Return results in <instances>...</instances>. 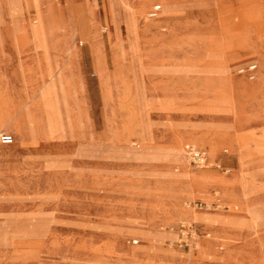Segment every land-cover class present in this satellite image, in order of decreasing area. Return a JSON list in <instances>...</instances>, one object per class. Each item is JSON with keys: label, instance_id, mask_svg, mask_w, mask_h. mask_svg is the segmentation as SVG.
<instances>
[{"label": "rangeland", "instance_id": "obj_1", "mask_svg": "<svg viewBox=\"0 0 264 264\" xmlns=\"http://www.w3.org/2000/svg\"><path fill=\"white\" fill-rule=\"evenodd\" d=\"M157 1L164 12L138 19L157 28L131 33L123 3L107 0L110 31L100 35L109 33L121 59L107 53L104 76L97 62L84 81L83 67L62 57L70 38L42 45L47 39L33 34L19 51L20 89L7 97L11 83L0 82V122H10L0 131L15 142L0 143V264L180 260H145L147 250L188 264H264V0ZM54 3L49 28H68ZM16 6L0 0V24L40 29L39 10L21 18ZM187 143L205 147L204 166L190 162ZM145 220L159 221L161 232L140 231L150 228ZM182 220L209 232L203 242L199 233L194 255L173 244Z\"/></svg>", "mask_w": 264, "mask_h": 264}, {"label": "crops", "instance_id": "obj_2", "mask_svg": "<svg viewBox=\"0 0 264 264\" xmlns=\"http://www.w3.org/2000/svg\"><path fill=\"white\" fill-rule=\"evenodd\" d=\"M43 2L42 0H39ZM123 1V0H122ZM46 7L49 9V4L52 2H55V4H61L65 11L66 15V21H68L69 25H67L66 29L59 28H49L46 27L44 29H41L40 31H37L38 34H42L44 38H46L50 43L61 46L64 43V40L67 35H72L70 37L73 44L72 52L70 55L61 54L62 57L65 59L69 58L70 56L73 57V59L76 61L77 64L81 65L84 69V81L88 80V71L94 70L95 66L98 61L103 62L105 65V55H109V59L111 62L115 60L121 59L116 54V48L113 45L114 41L110 40L109 33L106 37H103L100 35V33H106L108 31V22L111 21L110 12L108 9V6L105 7V3L107 0H45ZM49 3V4H48ZM154 4H159L157 0H151L147 6L146 12L147 16L149 17L148 13L151 10L152 6ZM124 5V4H123ZM125 12L127 14L126 17L129 19V11L128 8L124 5ZM40 14L44 11L43 4L39 5ZM165 10V8H164ZM119 22H120V30L124 29V23L122 21V12L124 13L123 7L119 6ZM161 11V5L160 10L156 17H149L150 19H155L159 16V13ZM164 12V11H163ZM29 15L34 16V11L30 10ZM126 22L127 29H129V22ZM8 24H0V82H7L11 83V88L8 90L6 95L8 97V94L10 90L14 93L16 90L20 89L19 87L16 88V83L22 81L23 74H22V61L19 57V51L23 50L24 47L29 44L33 40V34L35 33L31 28L20 26V25H13L10 24V20L7 18ZM104 22L106 23L105 27L100 28L99 35L96 36H86V30L84 28H88L89 30H92L94 25L99 26V23ZM37 23V22H36ZM113 27V26H112ZM157 27V24H156ZM99 29V27H98ZM144 24H141L140 31L143 32ZM162 30L165 29V27H161ZM113 30V28H112ZM110 31V29H109ZM126 34V32L124 33ZM122 35V33H121ZM115 44V43H114ZM101 46V47H100ZM101 48L100 52H96L97 49ZM69 50V49H67ZM69 52V51H68ZM250 66H253L250 64ZM255 66V65H254ZM255 68V67H254ZM107 77V75H106ZM97 80V79H96ZM83 81V83H84ZM98 81V80H97ZM84 86V85H83ZM4 96H1L3 98ZM4 99V98H3ZM78 106L76 105V108ZM75 108V109H76ZM75 112V111H74ZM10 124V122L2 121L0 122V129H6V126ZM0 132H5L8 134H11L14 139V135L7 131V130H1ZM50 140V139H49ZM4 144V143H1ZM190 144L200 150H203L206 153L205 147H199L196 146L193 143H187ZM7 145V144H5ZM225 153H221L220 151L216 154H221L222 158H226L229 154H227V150L224 151ZM207 157V155H206ZM228 172V171H225ZM224 172V173H225ZM144 220V219H143ZM147 225L150 227L148 229H139L142 232H150L151 234H156L157 232H161V230L153 228L155 226L160 225V222L157 220H145ZM195 222V221H193ZM199 223V222H198ZM204 224V223H201ZM203 227V226H202ZM200 233V241L203 242L204 239H208L210 237L209 232L207 230H203V228H198ZM175 237H177L176 231H174ZM168 237V236H165ZM174 237V238H175ZM175 240V239H174ZM178 248V247H177ZM181 252H187L188 249H181L178 248ZM152 253V254H150ZM192 255L197 253V250L191 251ZM148 255L153 256L154 260H159L165 257L170 256V258H174L173 254L171 252H161V251H155L154 253L152 251H146L144 254L145 260L147 259ZM183 261V260H178ZM176 261V262H178ZM185 262V261H183Z\"/></svg>", "mask_w": 264, "mask_h": 264}, {"label": "bare ground", "instance_id": "obj_3", "mask_svg": "<svg viewBox=\"0 0 264 264\" xmlns=\"http://www.w3.org/2000/svg\"><path fill=\"white\" fill-rule=\"evenodd\" d=\"M14 2H15V4L17 5L16 7H17V10H16V14L18 15V16H20L21 18H25L26 17V15L29 13V11L32 9V8H35V9H39V5H40V3H41V5L43 4V6H44V11H43V13L41 14L42 15V17H43V21H42V24H41V26H40V29H38V30H33L35 33H34V38H39L40 39V37H39V34L37 33V31H40L41 29H44V28H46V27H44V23H46V25H47V27H50V21L48 20V18H49V16H48V8L46 7V2H45V0H42L43 2H41V1H39V0H34L33 1V3L29 6V5H27L26 4V2H25V0H13ZM117 1H119V0H115V2H114V4L116 5V2ZM127 8H128V11H129V14H130V16H129V19H128V22H129V31L132 33L133 32V29H138V28H140V26L141 25H139L140 24V22H138V19H140V20H142V18L144 17L143 16V14H144V10H146L147 9V6H148V4H149V2L151 1V0H145V1H138V2H131V1H129V0H120ZM161 1V0H160ZM161 5V9H163V11H164V8H165V6L164 5H162V4H160ZM64 7V6H63ZM112 10V9H111ZM162 11V12H163ZM164 14V13H163ZM135 17V18H134ZM134 18V20H137L136 21V23L133 21L132 22V19ZM96 27V25H94L93 26V28H92V30L94 29ZM151 28H154V29H156L157 27L156 26H144V29H143V32H147V33H149V32H151ZM97 29V28H96ZM139 32V31H138ZM72 35H67L66 36V38H70ZM92 36H95L94 38H96V33H94V34H92ZM96 40H97V38H96ZM67 41V40H66ZM45 43H49V44H51L48 40H43V42H42V45L43 44H45ZM48 45V44H47ZM47 47V46H46ZM46 47H45V49H46ZM44 48V47H43ZM72 48L73 47H69V48H67V49H69V50H67L66 49V52H72ZM43 57V56H42ZM98 65H99V68H100V71H101V76H104L105 75V69H104V67H103V64L100 62V61H98ZM66 74H67V76H68V73H67V71H66ZM13 127H14V129H15V136H16V138L18 139V140H22V139H24V136H25V122H24V119H20V120H17L16 122H14L13 123ZM18 143V142H17ZM13 145V144H15V142H14V139H13V141L10 143V144H7V145H9L8 147H10V145ZM5 145V144H4ZM5 147H7V146H5ZM206 155H207V157H206V159H208V154L206 153ZM204 166V165H203ZM219 166V165H218ZM227 171V170H226ZM170 215V214H169ZM199 218L202 220V221H205V222H208L209 224H215L216 223V218L215 217H213L212 215H210V214H203V215H201V216H199ZM204 246H205V244H204ZM197 247H198V242H197ZM197 249V248H196ZM209 250H208V248L207 247H205V251L203 252V254H202V256L201 257H199V258H195V256H190V262H195V261H197V259H199L198 261H201L203 258H204V256H205V254L208 252ZM133 252V251H132ZM172 254H173V256H174V258L175 259H180V260H185L186 261V259H188V258H186V256L184 257V256H182V255H179L178 253H174V252H171ZM127 257V256H126ZM138 261V260H137Z\"/></svg>", "mask_w": 264, "mask_h": 264}, {"label": "built area", "instance_id": "obj_4", "mask_svg": "<svg viewBox=\"0 0 264 264\" xmlns=\"http://www.w3.org/2000/svg\"><path fill=\"white\" fill-rule=\"evenodd\" d=\"M160 10L159 4H154L149 11V17H156ZM255 66H250V69H253ZM13 141V136L11 134L0 132V143L10 144ZM185 152L189 157L190 162L197 166L202 167L206 161V153L203 150H200L190 144L184 146ZM203 204L200 202L199 207H202ZM206 206V205H205ZM177 233L176 239L173 241V244L181 249H192L195 250L197 247L199 232L196 225L190 220H182L177 223L175 227ZM174 264H188L187 262L178 261Z\"/></svg>", "mask_w": 264, "mask_h": 264}]
</instances>
